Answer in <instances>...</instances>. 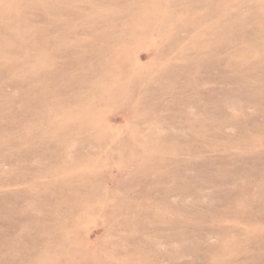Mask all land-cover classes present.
<instances>
[{
  "label": "rangeland",
  "instance_id": "rangeland-1",
  "mask_svg": "<svg viewBox=\"0 0 264 264\" xmlns=\"http://www.w3.org/2000/svg\"><path fill=\"white\" fill-rule=\"evenodd\" d=\"M0 264H264V0H0Z\"/></svg>",
  "mask_w": 264,
  "mask_h": 264
}]
</instances>
